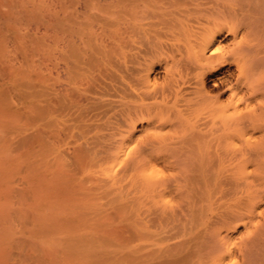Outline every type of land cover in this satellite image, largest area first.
<instances>
[{
    "label": "bare ground",
    "instance_id": "bare-ground-1",
    "mask_svg": "<svg viewBox=\"0 0 264 264\" xmlns=\"http://www.w3.org/2000/svg\"><path fill=\"white\" fill-rule=\"evenodd\" d=\"M0 264H264V0H0Z\"/></svg>",
    "mask_w": 264,
    "mask_h": 264
}]
</instances>
